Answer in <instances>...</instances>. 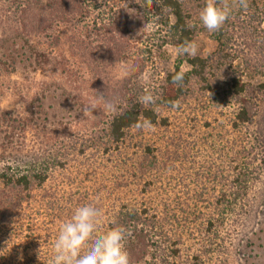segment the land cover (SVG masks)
Returning a JSON list of instances; mask_svg holds the SVG:
<instances>
[{
  "label": "trees",
  "instance_id": "1",
  "mask_svg": "<svg viewBox=\"0 0 264 264\" xmlns=\"http://www.w3.org/2000/svg\"><path fill=\"white\" fill-rule=\"evenodd\" d=\"M5 1L7 16L13 23L12 33L0 35V71L11 74L28 68L41 70L44 75L20 112L0 106V186L45 190L47 220L42 227L47 236H57L59 228L53 224L56 217L64 222L78 206L105 205L100 233L124 226L131 264L247 262L248 256L243 253L262 231L260 215L264 212V124L256 122L253 127L249 104L259 106L264 81L253 85L241 74L232 73L225 92L217 94L209 81L208 60L180 53L179 46L191 43L197 34L190 7L202 9L205 0ZM226 2L231 6V15L216 34L221 46H228L235 27L250 35L264 32L260 28L264 0H246L247 7H242L239 0ZM93 6L99 9L94 26L100 23L98 29L105 34V59H128L131 64L111 86L90 72L86 88L81 90L75 73L67 66L66 52L56 50L63 42V34L56 31L58 24L85 17ZM134 11L152 21L155 33L161 29L163 41L179 52L174 69L164 70L158 82L146 84L141 76L148 61L163 46L137 45ZM181 69L182 86L172 82L173 74ZM146 89L152 91L156 102L145 106L139 97ZM196 89L204 95L210 92L205 108L211 119L205 120L202 128L195 120L192 128L185 124L171 129L172 116L164 112L176 110L178 107L172 105H180ZM83 93L97 105L89 113L80 106ZM145 120L154 130L149 138L138 127ZM206 128L213 130L209 134ZM135 129L139 132L137 139L147 140L145 145L131 146L127 142ZM28 136L37 144L27 147ZM205 149L207 157L199 159V151ZM94 155H102L101 164L110 163L118 172H126L131 189L112 188L107 196L112 192L114 196L106 205L96 197L76 192L65 195L58 184L51 186L53 190L47 188L57 171L64 174L71 170L72 181H76L86 169L85 159ZM178 187L184 192L181 202L180 197L172 196ZM106 188L107 184L102 183L95 195L98 197L100 192V197ZM133 189L141 190V201L134 199ZM177 211L183 213L181 218ZM188 220L189 228L179 230L181 222ZM53 255L37 263L21 264H49Z\"/></svg>",
  "mask_w": 264,
  "mask_h": 264
},
{
  "label": "rangeland",
  "instance_id": "2",
  "mask_svg": "<svg viewBox=\"0 0 264 264\" xmlns=\"http://www.w3.org/2000/svg\"><path fill=\"white\" fill-rule=\"evenodd\" d=\"M6 2L8 1L0 0V17L5 21L0 23V35L12 33L13 21L7 16L9 12L6 11L8 10ZM191 8V22L197 30V34L191 43L197 46L196 55L206 58L209 62L211 70L209 81L213 88L212 92L223 94L232 73L241 74L243 80L249 81L253 85L263 82L264 32L262 31L259 35H250L249 32L240 27H235L233 31L231 30L233 36L228 41V46H221L217 40V31L210 33L202 26L199 19L201 9L194 8V6ZM98 11L99 9L93 6L85 17H77L78 20L76 19L69 24H58L56 31V33L63 34V42L56 50L66 52L68 56L67 66L75 73L77 86L81 90H85L87 81L90 78V72L94 71L102 79L104 85L111 86L125 74L131 64L128 59L115 62H109L105 59L103 55L106 44L103 39L105 34L103 30L98 29L100 23L94 26V19L95 17L98 18ZM134 12L133 35L136 38L139 37L137 45L144 47L147 44L151 48L157 47L158 44L163 46L156 51V57H152V61H148V66L141 76L146 84L151 81L158 82L163 76L164 70L174 69L179 52L174 45L163 41L164 33L161 29L157 30L156 33L154 32L156 27H154L151 20H144V18L136 14V11ZM99 17H102V14ZM260 28L264 29V22ZM73 40L74 43L72 42ZM182 66L185 70L189 69L186 63H183ZM43 75L41 70L35 72L28 68L19 69L11 74L0 71V106L4 109L20 112L22 104H25L35 89L40 86ZM209 99L210 92L204 95L196 89L191 96L182 100L176 110L164 112L172 116L174 121L170 128H180L181 125L185 127V124L192 128L195 120L198 121V126L202 128L203 122L209 117L211 119L209 112L205 108ZM79 102L84 112L88 105L93 104V100L85 93H83ZM249 110L254 118L253 127L256 126V122L264 124V97L257 107L254 104H249ZM89 112L87 111L86 113ZM212 130L211 128L209 130L206 128L209 134ZM141 131L148 134L147 138L151 137L154 132V130ZM141 131L140 133H142ZM138 134V129H135L127 137V142L131 146L134 143L136 145L138 143H144V145L147 143L146 139H137L139 138ZM36 141L33 137L28 136L25 139V144L30 147L36 145ZM206 154V149L199 151V159H205L207 157ZM100 158H102V155L99 158L98 155H94L85 159L87 166H89H86L83 174H81L82 176L80 175V178L84 177L86 179L85 181H80V178H77L73 182L74 175L71 170L64 174L57 171L47 183V188L53 190L51 186L58 184V187L63 190L65 195L70 192H76L84 197H96L98 202L101 201L102 204L104 202L108 205V198L114 196V192L107 196L112 188L116 191H126L130 190L132 186L127 184L126 172H118L110 166V163L107 166L101 164L102 160ZM102 183H106L107 188L100 197L99 192L97 197L95 191L102 186ZM137 191L134 190L133 197L135 200L141 201L143 195L141 190ZM176 191V193H172V196L180 197L178 202L183 201V190L178 187ZM44 195L45 190L43 189L34 188L26 191L19 188H3L0 186V264L37 263L44 260L49 254H54L53 243L56 236H47L45 229L42 227L43 221L47 220V215L45 216L46 207L43 202L45 201ZM101 208L103 215L106 216L107 207L101 205ZM178 213L179 211H177L176 215L181 218L183 213ZM260 219L262 231L254 239L255 244L249 246L246 252L240 251L244 252L245 256H248V261L244 262V264H264V212L261 213ZM61 220L60 217L53 219L54 226L59 228L63 223ZM181 225L179 230L183 227L189 228L190 222L189 220L181 222ZM184 257H182V260ZM215 264L217 263L215 262Z\"/></svg>",
  "mask_w": 264,
  "mask_h": 264
},
{
  "label": "clouds",
  "instance_id": "3",
  "mask_svg": "<svg viewBox=\"0 0 264 264\" xmlns=\"http://www.w3.org/2000/svg\"><path fill=\"white\" fill-rule=\"evenodd\" d=\"M242 7H247L246 0H239ZM231 6L226 0H205V5L199 13L202 26L208 32L219 31L230 18ZM181 54L195 56L197 46L185 42L179 46ZM183 69L172 76L174 84H183ZM143 105L154 104L156 98L151 90L146 89L139 97ZM95 103L86 107L85 112L96 109ZM108 107L114 110V106ZM172 107H179L173 104ZM144 130H150L151 122L143 121L138 125ZM103 212L94 203L76 207L70 218L64 221L53 243L54 255L49 264H131L130 253L125 247L126 229L116 225L106 232L100 233Z\"/></svg>",
  "mask_w": 264,
  "mask_h": 264
}]
</instances>
